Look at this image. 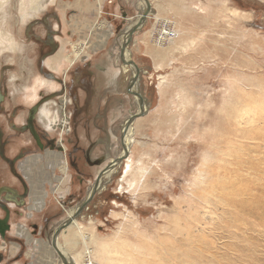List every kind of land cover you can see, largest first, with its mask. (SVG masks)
<instances>
[{"label": "rangeland", "instance_id": "obj_1", "mask_svg": "<svg viewBox=\"0 0 264 264\" xmlns=\"http://www.w3.org/2000/svg\"><path fill=\"white\" fill-rule=\"evenodd\" d=\"M21 1L8 0L4 20L0 13L7 94L11 74L17 89L32 88L37 73L53 85L45 70L64 76L74 53L96 51L90 58L98 62L108 47L115 55L123 47L140 70L133 84L134 67L116 56L120 83L133 92L130 112H140L143 98L147 104L128 125L132 173L120 179L121 156L112 181L73 219L91 227L90 252L73 225L55 233L53 222L48 240L32 244L39 264H63L52 235L60 250L72 237L80 264H264V0H39L41 9L32 8L36 0L21 9ZM12 40L18 51L8 48ZM51 47L55 54L43 57ZM58 54L61 70L47 67ZM18 90L13 101L28 104L29 90ZM129 115L115 125L111 159L124 154ZM91 170L86 193L97 175Z\"/></svg>", "mask_w": 264, "mask_h": 264}, {"label": "flooded vegetation", "instance_id": "obj_2", "mask_svg": "<svg viewBox=\"0 0 264 264\" xmlns=\"http://www.w3.org/2000/svg\"><path fill=\"white\" fill-rule=\"evenodd\" d=\"M44 42L52 46L49 34ZM109 48L98 62L90 58L96 51L78 53L62 77L55 76L53 70H45L57 87L47 93L39 92L34 101L27 98L28 104L13 101L19 90H9L11 94H7L1 72L0 263L9 258L7 264L13 260L27 264L28 258L23 251L8 257L2 249L6 250L8 243L25 247L26 241L37 245V238L48 240V234L55 230L52 223L58 228L69 217L68 209L63 213L65 208L73 207L75 212L87 198H93L106 181L103 177L106 169L119 164L116 155L112 159L109 157L110 150H113L115 125L120 123L125 110L132 113L133 94L127 84L120 83L121 67L115 68L117 57L121 60L120 49L115 55ZM51 50L43 57L51 56L55 48ZM38 69L43 72L40 67ZM43 104L48 108L59 106L51 111L55 120L50 117L53 121L45 122V118H39ZM56 131L60 132L56 134ZM21 135L27 139L24 143L18 140ZM120 138L123 146L122 133ZM94 167L97 175L86 193V178ZM83 209L84 206L80 211ZM21 218L27 222L20 223ZM13 220L18 221L15 226H12ZM20 231L30 240L21 237ZM51 237L52 245L54 235Z\"/></svg>", "mask_w": 264, "mask_h": 264}, {"label": "bare ground", "instance_id": "obj_3", "mask_svg": "<svg viewBox=\"0 0 264 264\" xmlns=\"http://www.w3.org/2000/svg\"><path fill=\"white\" fill-rule=\"evenodd\" d=\"M42 1V0H41ZM8 2V0H0V13H2V19L4 20V18H5V15L6 14H8V11L6 10V3ZM45 3V2H44ZM42 3H40L39 2V0L37 1H35V3L33 4V6H32V8H34V9H37V7H39L40 5H41ZM24 5H26V1L25 0H22L21 2H20V6H21V9L23 8V6ZM25 8V7H24ZM40 8V7H39ZM38 8V9H39ZM42 8V7H41ZM40 8V9H41ZM33 11V10H32ZM26 12V11H25ZM35 13V12H34ZM32 14V13H31ZM37 14V13H36ZM139 21V17H137L136 18V20H135V23H137ZM166 21V20H165ZM31 22V21H30ZM167 24V23H166ZM141 25V24H140ZM166 26V25H165ZM2 30V29H1ZM161 30V29H160ZM163 32V31H162ZM165 34H167V32H164ZM2 34V33H1ZM6 34V33H5ZM4 34V35H5ZM11 34V33H10ZM161 35V34H160ZM163 35V37L164 38H166V36L164 35V34H162ZM161 35V36H162ZM10 35H7V38L9 37ZM1 37V40H0V44L2 43L1 41H3V39L5 38H3L2 39V37H3V35L2 36H0ZM12 39H13V36L11 37ZM158 38V37H157ZM163 38V39H164ZM158 39H160V38H158ZM5 40V39H4ZM161 41V40H160ZM12 43V44H11ZM17 44V42L16 41H11L10 42V46L8 47L9 49H11L13 52H15V51H18L19 49H20V47L18 46V47H16V48H13V46H15ZM129 54H127V53H125V57L127 58V57H129L128 56ZM78 57V52L77 53H74V55H73V57L69 60L70 62L69 63H71V62H73L76 58ZM123 57H124V55H123ZM60 60V54H58V55H56V56H54V57H52V58H50V59H48V60H45V64L47 65V67H49V68H51V69H56V70H58L59 68H60V70H61V65H62V63L59 61ZM31 64V63H30ZM31 68V67H30ZM59 70V71H60ZM38 72V71H37ZM36 72V73H37ZM38 74V76L37 75H35L34 76V79H33V84H32V88L30 89L29 87H27V86H24V85H20V88H18V89H20L21 91L22 90H29V96L27 95L26 96V98H28L30 101H34L37 97H38V94H39V89H40V87H44V86H46L47 88H48V86H50L51 84H50V82L46 79H43L44 77H43V75H41V74H39V73H37ZM18 78V76L15 74H11L10 76H9V85H10V90H12V91H17L18 89H17V87H19V86H16V79ZM53 85H55V83L53 84ZM53 85H51L50 87H51V89L52 88H54V86ZM49 87V88H50ZM145 101V99L143 98V101L140 103V109L139 110H142V112H144L145 111V108H146V102L145 103H143ZM30 103V102H29ZM50 117H53L52 119L53 120H55V115H54V113H53V115L51 114V110L48 108V105L47 104H43L41 107H40V109H39V118H41V119H44L45 120V122H51V121H53ZM44 122V123H45ZM133 133H132V129H131V127L129 126V127H126L125 128V131H124V135H123V142H124V148H125V152H126V154L124 155V158H123V160H124V162L122 163L123 164V167H122V175H121V178L120 179H123L127 174H130V173H132V160H131V158H130V156H129V154H128V152L130 151V149H129V146L131 145V143H132V141H133V135H132ZM127 136V137H126ZM124 148H123V150H124ZM127 150V151H126ZM124 153V152H123ZM126 157V158H125ZM120 163V162H119ZM118 166H119V164L117 163V166H115L114 168H112V169H109V170H107L105 173H104V179L106 180L105 181V183H104V185L102 186V188H100V189H103L104 187H106V185L110 182V181H112V179H113V177H114V175H115V173H116V171H117V169H118ZM77 208H78V206L76 207V210H77ZM74 209H72V210H69L68 211V216H71L72 214H74L75 212L73 211ZM75 210V211H76ZM81 212V211H80ZM79 212V213H80ZM79 213H77L74 217H73V219L76 217V216H78V214ZM73 219L71 220V222L69 223L70 225H73V227H75V233H76V235L77 236H79V238H80V240L82 241V243H83V246H84V249H85V251L86 252H90V249H89V247H88V241H90L91 239H92V230H91V227H89L88 228V230L86 231V230H84L83 228H86L84 225H82V224H80L78 221H73ZM67 227V226H66ZM65 227V228H66ZM72 227V226H71ZM64 228V229H65ZM67 229V228H66ZM65 229V230H66ZM67 231V230H66ZM56 237L57 236H55V239H54V245H55V247L59 250V252L62 254V257H63V260L65 261V264H80V254L78 253V254H74V253H71V248H70V246H72L73 244H74V240L72 239V237H69L68 236V238H67V240L65 241V243L62 245L61 243V246H62V249L60 250L59 249V247H58V241L56 242ZM62 251V252H61ZM71 253V254H70ZM90 255V258H92L93 256H91L92 254H89Z\"/></svg>", "mask_w": 264, "mask_h": 264}, {"label": "water", "instance_id": "obj_4", "mask_svg": "<svg viewBox=\"0 0 264 264\" xmlns=\"http://www.w3.org/2000/svg\"><path fill=\"white\" fill-rule=\"evenodd\" d=\"M143 16H145V14H142V15H140L139 16V21L137 22V23H135L136 25L134 26V29H136V28H139V26H140V24L142 23V19H141V17H143ZM133 29V30H134ZM132 33V32H131ZM130 33V34H131ZM123 48V47H122ZM121 48V60H122V62H124V63H128V64H131L133 67H134V70H135V74L133 75V77H132V80H131V82L134 84L135 82H136V80L138 79V75H139V68H138V66L136 65V63L134 62V61H132V60H125L124 58H123V56H122V54H123V49ZM133 93V92H132ZM137 96H139L140 98H141V95L138 93V92H134ZM134 94V95H135ZM141 102V101H140ZM140 112H135V113H130V115H129V117H127V119H126V126H125V128L126 127H128V125H130V120L132 119V117L134 116V115H137L138 113H143L142 112V110H139ZM124 148V147H123ZM126 154V152H125V148H124V154L123 155H120V156H118V158H116V161H120V160H118V159H120L121 158V156H124ZM90 197V196H89ZM86 200H88V198L86 199ZM86 200L82 203V205L80 206V207H78L77 208V210L75 211V213L74 214H72L71 216H69L63 223H62V225L61 226H59L58 228H56V230H55V233H58L63 227H66V226H68L69 225V223L71 222V220L73 219V217L77 214V213H79L80 212V210H82V207L84 206V204L86 203ZM63 226V227H62ZM52 244H53V247L55 248V250L57 251V253H58V255H60L61 257H62V254L59 252V250L55 247V245H54V239H53V242H52ZM63 258V257H62ZM63 264H65V261L63 260Z\"/></svg>", "mask_w": 264, "mask_h": 264}, {"label": "crops", "instance_id": "obj_5", "mask_svg": "<svg viewBox=\"0 0 264 264\" xmlns=\"http://www.w3.org/2000/svg\"><path fill=\"white\" fill-rule=\"evenodd\" d=\"M55 54V53H54ZM54 54H52V55H54ZM40 169L41 170H43V168L42 167H40ZM34 172H38L37 171V168L36 167H34V170H33ZM20 223L22 222V223H26L27 222V220H25V219H23V218H21L20 220H18ZM17 220H14V222H18ZM20 234H21V237H23V238H25V240H30V238H28V236L26 235V233L25 232H23V231H20ZM27 243V241H26V249L23 251L24 252V255L28 258V262L27 263H30V264H39V260H40V258H41V251H38L37 249L35 250H33L32 249V244H28ZM35 246H37V245H35ZM21 250H20V247L18 246H14L12 249H10V253H9V255H7L8 257H13V256H15L17 253H20L21 254ZM37 262V263H36ZM11 264H24L23 263V261L22 260H13V262L11 263Z\"/></svg>", "mask_w": 264, "mask_h": 264}, {"label": "built area", "instance_id": "obj_6", "mask_svg": "<svg viewBox=\"0 0 264 264\" xmlns=\"http://www.w3.org/2000/svg\"><path fill=\"white\" fill-rule=\"evenodd\" d=\"M167 31H168V30H167ZM167 31H164V32H167ZM164 32H162V34H164L165 36L171 35L170 32H168L167 34H165Z\"/></svg>", "mask_w": 264, "mask_h": 264}]
</instances>
